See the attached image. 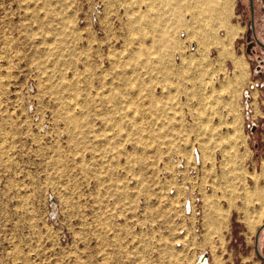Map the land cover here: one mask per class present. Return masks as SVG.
<instances>
[{
  "label": "rangeland",
  "instance_id": "rangeland-1",
  "mask_svg": "<svg viewBox=\"0 0 264 264\" xmlns=\"http://www.w3.org/2000/svg\"><path fill=\"white\" fill-rule=\"evenodd\" d=\"M202 1L0 0V264H153L172 223L187 264H264V46Z\"/></svg>",
  "mask_w": 264,
  "mask_h": 264
},
{
  "label": "bare ground",
  "instance_id": "bare-ground-1",
  "mask_svg": "<svg viewBox=\"0 0 264 264\" xmlns=\"http://www.w3.org/2000/svg\"><path fill=\"white\" fill-rule=\"evenodd\" d=\"M200 1V0H199ZM205 2H203L202 4H205L203 6L206 7V10L207 11H210V13H207V15H209L208 17H213L215 16L211 11H217V14H218V19L221 20V21H225L226 18L223 16V14L225 16H228L229 15V12L232 8L233 10V4H234V0H218V3H216L217 0H204ZM217 4L218 5H221L219 7V10L217 9ZM203 8V7H202ZM209 18V19H210ZM136 22H139V18L136 19ZM226 27V34H225V39H222V37H218L216 38V42L215 44L217 45V47L219 48V60H222L224 59L227 55H229L230 53V42L232 41V39L238 34L239 30H240V27H237V26H234L232 25L231 23L229 24H226L224 25ZM193 26L190 25L188 27L190 33H194L193 30H192ZM200 28V27H199ZM206 30V31H205ZM205 30H204V37H203V40L206 42L208 39H210L212 36L211 35V32L210 30L207 28V26H205ZM202 34V33H201ZM194 35V34H192ZM201 36V35H200ZM189 37V35H188ZM191 37V36H190ZM202 37H200L202 39ZM215 40V39H214ZM139 41V40H138ZM212 42V41H211ZM209 43V42H208ZM205 46L207 45L206 43L204 44ZM208 46V45H207ZM207 48V47H206ZM135 54L138 53V52H134ZM185 58V57H184ZM234 58V62H235V68H234V75H233V78L229 79V84L230 82H234L237 83L236 85H242V81H243V78H245V75L248 73L247 69H248V66H247V63L246 61L241 58V57H238V56H233ZM204 77V76H203ZM224 85L227 84V82L225 81H221ZM245 82V80H244ZM228 84V86H230ZM235 85V87H236ZM223 86V85H221ZM232 86V85H231ZM243 86V85H242ZM224 88H226L225 86H223ZM234 87V88H235ZM228 89V88H227ZM237 89V88H236ZM240 89V88H239ZM239 89H237L239 91ZM226 90V89H225ZM231 90V89H230ZM241 90V89H240ZM240 92V91H239ZM236 93V92H235ZM248 93V92H247ZM219 95V94H218ZM234 99V98H233ZM229 102V101H228ZM247 104V103H246ZM249 106V104H248ZM263 174H264V166H263ZM258 185V184H257ZM260 185V184H259ZM260 187V186H259ZM263 187V186H262ZM258 188V187H257ZM261 188H259L260 190ZM263 190V189H262ZM262 194V193H260ZM208 256H206L205 254L204 255H201L199 256V258L197 259V262L196 264H208Z\"/></svg>",
  "mask_w": 264,
  "mask_h": 264
},
{
  "label": "crops",
  "instance_id": "crops-1",
  "mask_svg": "<svg viewBox=\"0 0 264 264\" xmlns=\"http://www.w3.org/2000/svg\"><path fill=\"white\" fill-rule=\"evenodd\" d=\"M245 82L247 83L248 80ZM245 82H244V84H245ZM246 87H247V85H245V88H241V90L239 88L238 89L241 93L245 94ZM239 91L236 90V93L239 94L240 93ZM237 107L238 108H237L236 117H238L239 124L241 125V121H244V116L246 117L247 113H246V115H244V108L242 106H240V102L238 103ZM231 119L233 120V119H235V117H231ZM174 224H175V221H174ZM142 229L145 230V232L150 234L146 238V245L150 244L152 246L153 250H154V248H157V251L154 254V258H156L157 260L152 261L153 264H187L186 260H182L179 257L180 250L178 248L180 246H178L177 243L174 244V242H173V240L176 236V232H175V228H174L173 223H172L171 228H169V226L168 227H160L159 224H157V225L153 224L150 227H146V228H142ZM169 229H171V230H169ZM139 231H141V230L139 229ZM161 231H164V234L162 232V236L160 234ZM165 238H168V242L164 241L165 243L163 244L161 239L164 240ZM169 240H171V241H169ZM141 241L142 240L140 239V236H139V248L141 245ZM161 250H163V251H161ZM169 251L171 253L173 252V255ZM165 253H167V254H165ZM139 258H140V254H139Z\"/></svg>",
  "mask_w": 264,
  "mask_h": 264
},
{
  "label": "water",
  "instance_id": "water-1",
  "mask_svg": "<svg viewBox=\"0 0 264 264\" xmlns=\"http://www.w3.org/2000/svg\"><path fill=\"white\" fill-rule=\"evenodd\" d=\"M250 3H251V11H252V30H253V32H254V34L256 36L257 42L264 46V42H262L257 37V35H256L255 18H254V9H255L254 8V0H250ZM263 226H264V224H263ZM260 231H261V229H259L258 232H257V234H256V238H255V240H256L255 250H256L257 254L264 260V255L259 250V236H260ZM205 255L208 256L207 253H205Z\"/></svg>",
  "mask_w": 264,
  "mask_h": 264
},
{
  "label": "built area",
  "instance_id": "built-area-1",
  "mask_svg": "<svg viewBox=\"0 0 264 264\" xmlns=\"http://www.w3.org/2000/svg\"><path fill=\"white\" fill-rule=\"evenodd\" d=\"M188 208L190 209V207L188 206Z\"/></svg>",
  "mask_w": 264,
  "mask_h": 264
}]
</instances>
